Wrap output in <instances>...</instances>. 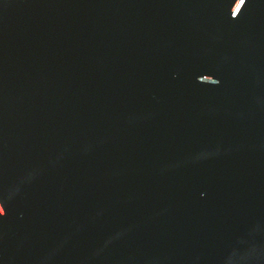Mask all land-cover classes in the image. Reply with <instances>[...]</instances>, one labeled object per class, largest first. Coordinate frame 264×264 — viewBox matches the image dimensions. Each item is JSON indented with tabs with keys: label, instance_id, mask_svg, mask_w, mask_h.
Instances as JSON below:
<instances>
[{
	"label": "water",
	"instance_id": "water-1",
	"mask_svg": "<svg viewBox=\"0 0 264 264\" xmlns=\"http://www.w3.org/2000/svg\"><path fill=\"white\" fill-rule=\"evenodd\" d=\"M0 264H264V0H0Z\"/></svg>",
	"mask_w": 264,
	"mask_h": 264
}]
</instances>
